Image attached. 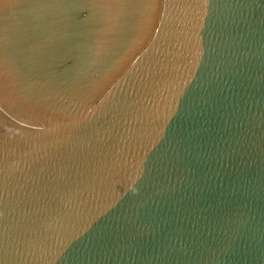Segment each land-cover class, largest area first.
<instances>
[{
    "label": "water",
    "instance_id": "obj_1",
    "mask_svg": "<svg viewBox=\"0 0 264 264\" xmlns=\"http://www.w3.org/2000/svg\"><path fill=\"white\" fill-rule=\"evenodd\" d=\"M0 264H264V0H0Z\"/></svg>",
    "mask_w": 264,
    "mask_h": 264
}]
</instances>
